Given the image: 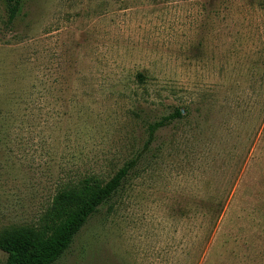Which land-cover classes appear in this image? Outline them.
Returning <instances> with one entry per match:
<instances>
[{
	"label": "rangeland",
	"instance_id": "1",
	"mask_svg": "<svg viewBox=\"0 0 264 264\" xmlns=\"http://www.w3.org/2000/svg\"><path fill=\"white\" fill-rule=\"evenodd\" d=\"M172 106L188 117L52 264H264V0H24L11 23L0 0V229L109 178L135 114Z\"/></svg>",
	"mask_w": 264,
	"mask_h": 264
},
{
	"label": "trees",
	"instance_id": "2",
	"mask_svg": "<svg viewBox=\"0 0 264 264\" xmlns=\"http://www.w3.org/2000/svg\"><path fill=\"white\" fill-rule=\"evenodd\" d=\"M24 0H6L7 20L13 22L22 10ZM142 81L144 74H137ZM188 106H172L166 113L150 118L143 110L139 117L144 138L141 146L109 178L93 171L64 180L56 189L38 225L12 226L0 229L2 264H52L74 241L78 232L99 207L110 201L123 187L137 166L161 150L158 132L189 115Z\"/></svg>",
	"mask_w": 264,
	"mask_h": 264
}]
</instances>
